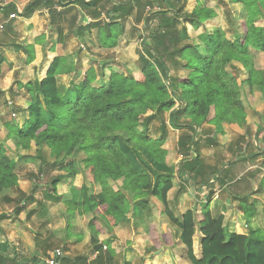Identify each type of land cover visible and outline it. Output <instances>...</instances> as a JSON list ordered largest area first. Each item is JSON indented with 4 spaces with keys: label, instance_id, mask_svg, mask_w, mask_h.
Returning <instances> with one entry per match:
<instances>
[{
    "label": "trees",
    "instance_id": "1",
    "mask_svg": "<svg viewBox=\"0 0 264 264\" xmlns=\"http://www.w3.org/2000/svg\"><path fill=\"white\" fill-rule=\"evenodd\" d=\"M155 1L156 5L151 0H31L23 9L14 4L1 8L5 17L23 18L44 8L50 24L58 21L56 7L66 9V13L75 11L79 20L76 22V16H71L69 31L79 40L85 33L96 30L100 49L117 47L125 21L133 17L132 31L141 35L138 55L143 66L136 73L125 74L109 66V61L91 58L97 68L90 65L82 81L61 92L57 77L66 60L57 56L40 81L22 85L28 96L26 117L20 121L11 114L3 124L12 150L0 141V193L15 187L18 159L39 161L41 168L63 165L65 174L52 180L51 191L56 195L61 181H69L67 191L55 197V201L65 204L67 211L77 218L90 217L89 243L95 254L91 264L110 263L114 254L108 248L114 237L113 228L118 225L115 215L131 199L144 198L159 201L170 223L180 230L178 239L186 248L185 257L190 264H264V239L258 236L262 230L252 223L256 203L240 202L249 226L248 234L240 235L229 233L223 217L213 219L207 207L197 221L194 210L176 217L168 202L175 178L196 189L208 182L204 174L212 175L214 169H206L202 163L201 146L213 142L211 139L217 135H224L225 125L240 128L247 125L246 110L255 109L254 90L258 88L264 93V72L254 63L258 54L264 56V27L258 25L264 19V0H250L237 18L229 5L237 6L245 0H214L229 8L232 39L220 28H207L213 14L201 0H196L190 12L185 11L182 0ZM138 24L140 29L136 28ZM189 27L195 31L203 28L196 36L198 44L190 39ZM31 60L29 57L28 62ZM226 68L232 70V77ZM153 106L154 112L148 115ZM155 119L160 121L158 139L148 134ZM167 125L184 131L177 141V155L181 159L175 166L169 162L171 153L163 148ZM261 131L263 128L257 127L255 136ZM201 136L210 139L201 145ZM246 136L248 133L244 132L233 146L243 142L247 147ZM32 148L35 151L29 158L24 152ZM238 150L241 153L243 148ZM76 153L84 157L76 160ZM260 155L264 152L254 158ZM234 156L240 157L238 153ZM78 175L90 186L98 187L99 193L89 194L84 184L75 186ZM219 184L222 187L225 183L221 180ZM182 189L180 186L174 200ZM4 198L9 200L8 196ZM33 202L32 196L21 200L23 204ZM146 205L141 204L137 210L149 207ZM21 211L20 206L14 212L18 215ZM103 229L109 235L106 242L99 240ZM196 230L200 233L198 256L193 252ZM150 237L155 247H159L158 235L152 233ZM102 243L108 247L104 253ZM88 260L80 258L76 264H86ZM67 262L64 258L63 264ZM0 264L15 262L0 256Z\"/></svg>",
    "mask_w": 264,
    "mask_h": 264
},
{
    "label": "crops",
    "instance_id": "2",
    "mask_svg": "<svg viewBox=\"0 0 264 264\" xmlns=\"http://www.w3.org/2000/svg\"><path fill=\"white\" fill-rule=\"evenodd\" d=\"M30 1L31 0H7V2L0 3V25H2V27H0V134L3 137L6 135V139L7 130L3 124L8 117L5 111L7 106L9 105L10 112L12 108L15 107L20 108L23 113H26L28 96L22 85L27 82L35 83L40 81L45 76L51 61L55 57L60 56L65 58L66 66L57 77V86L61 92H64L72 83L78 84L83 80L86 70L90 66L89 63L92 61L91 58H96L97 55L107 56L109 54L120 53V49L126 37L125 33L127 30L125 28L124 34L118 40L117 47L114 49H100L97 46L96 30H91L90 34L85 33L79 40L73 36L72 31H69L68 26L71 22V16L75 11L66 13V9L56 7L58 21L52 24L49 23V17L44 8L33 12L29 18L14 15L5 17L2 12L1 8H4V6L8 4H14L19 9H23ZM104 16V13H102V19ZM87 22H90V18H87ZM28 50L32 53H28ZM29 57H32V60L28 62ZM254 110L257 112V109ZM246 112L248 115V109ZM19 117H21V115ZM247 119L248 118H246V120ZM234 128L238 129L234 130V134H238L240 137L244 134L241 132L239 126L226 125L224 135H218V138H212L217 140V142L218 139H222V144L226 142L228 144H226L227 151H223L220 147L214 148L215 145L213 142L208 143V145H203V148H209L205 149V151L212 155V159L217 152L221 153V151L222 154H226V156L230 154L234 156L237 155V153L240 155L239 158H233V160L228 162V167L226 169L220 168L219 165L221 162L218 163V161H214L212 164L206 163L204 161L205 152H201L203 148L200 149L202 163L205 168L214 169L212 175L209 174L210 172H206V179L209 180L210 177L215 176V182L218 185H220L219 181L221 180H223L225 184L222 187L210 188L208 195L201 200L198 193L203 186L196 189L190 183L183 184L178 180V186L175 187L174 185L173 189L170 190L168 194V202L176 217H179V215L183 214L185 211L194 210L197 221L201 218V212L204 207H207L213 219L217 220L218 217H223L224 226V213L231 210V215L228 217V225L225 226L226 229L229 233L247 235L249 226L240 209V204H242L240 202L245 201L249 205L256 203V216L252 219V223L254 225L256 224V227H259L258 221L260 215L264 218V202L261 200V198L264 197V179H261L257 187L253 190L251 181L248 178L250 177L252 181L256 180L260 169L264 167V159H261V155L257 156L259 157L258 159H256L257 157L254 158V155L261 154L264 150L260 148L257 149V146L249 150L243 147L240 153L238 152L237 146L230 147L231 130ZM255 132L252 135L253 139L256 138ZM0 141H4L8 144V142L3 139ZM251 143L254 144L257 142L252 141ZM218 171L220 173L219 175H217ZM63 173L65 174V172ZM64 174L62 176H64ZM78 181H82V175H78L74 180V185L77 187L82 185H79ZM69 184V181L62 180L57 186L58 195H55L53 191H51L52 194H50L48 198L55 201V197L62 196L63 193L67 191ZM59 186H65L64 190L61 189V194L58 192V189L60 190ZM180 186L183 187L181 194L174 200V195L180 189ZM189 188L194 189L195 192L197 191L195 197L189 192ZM229 188L233 191L228 192L226 196L225 192ZM12 190L13 189H10L0 193L2 199L9 195ZM241 191L248 192V195L233 194L234 192ZM58 203L60 202L58 201ZM134 203L136 204L133 206L132 202H128L126 205L122 206L121 210L115 215L118 225L112 231L114 237L111 240L110 247L108 248L105 246V243H102V245H104L103 253L106 252L107 248L113 250L114 258L109 264H190L185 257L186 248L178 239L180 230L170 223L163 212L161 203L154 198L137 199L134 200ZM146 203V206L149 207H144L141 211L137 210L141 204ZM131 207L137 210L135 215L130 211ZM6 216L12 217V214H7ZM2 218H4V216L0 217V219ZM241 220H243V223H241ZM10 223V220H3L0 222V256L14 260L15 264H46L45 261L48 257L42 258L36 252L39 245H37L36 242L33 244L28 243L29 236L24 234L22 229H14L15 231L11 232L9 229L13 228L14 224ZM151 227L154 228L153 231L150 229ZM229 229L232 230L229 231ZM152 233L158 236L162 235L159 247H155L150 237ZM74 238H71L68 243L72 244L74 241L78 242V240H80V238ZM107 239H109V235L105 232L99 236V240L102 242H106ZM84 240L88 242V239L84 238ZM81 242L83 243V241ZM55 249H62V247ZM53 250L54 249L49 252V256ZM62 251L65 254V259L68 260L67 264H76L80 258L91 259L92 256L95 257L91 245L89 246L88 253L83 256L74 257L63 249ZM27 252L29 258L25 257ZM193 252L195 256H198L200 253V233L198 230H196L193 236ZM31 259L33 261H30Z\"/></svg>",
    "mask_w": 264,
    "mask_h": 264
},
{
    "label": "rangeland",
    "instance_id": "3",
    "mask_svg": "<svg viewBox=\"0 0 264 264\" xmlns=\"http://www.w3.org/2000/svg\"><path fill=\"white\" fill-rule=\"evenodd\" d=\"M146 1V0H145ZM154 5H156L155 0H151ZM207 7L211 9V14H213V18L211 21L206 23L207 28H220L224 30L227 33V36L232 39L230 26L228 22V13L229 8L226 4L215 2L214 0H201ZM233 1V0H232ZM5 2V0H0V3ZM182 2L185 5V11L190 12L193 10V8L196 5V0H182ZM236 5H233V8ZM107 8V7H106ZM239 12H234V16H239ZM76 16V14H74ZM105 19V16L104 18ZM79 20L78 15L76 16V21ZM134 23V18L130 17L125 21V28H126V37L125 41L122 44V48L120 49V53L118 54H109L107 56L103 55H97L98 60L102 61H109V66H113L118 71H121L123 73H136L140 70V68L143 66V62L140 59L138 55V51L141 49V35L139 31H132V27ZM238 25V22H235ZM259 26L264 27V19L260 20L258 23ZM70 26V23H69ZM68 26V27H69ZM138 29L141 28V24H138ZM203 28H199V30L195 31L192 30L190 27L188 28V34L192 42L198 44L197 40V34L201 32ZM125 32V31H124ZM103 58V59H100ZM254 63L258 69L263 70L264 72V56L257 55V57L254 59ZM90 65H93L95 68H97V64L93 61L89 63ZM237 67H240V64L236 63L234 64ZM241 68V67H240ZM228 70L229 75L232 77V70L229 68H226ZM109 72L105 71V83H107V77ZM242 78V77H241ZM254 108L256 110H250L247 108V103L245 100L244 95L242 94V102L248 109V115H247V125L244 127H241V132H247L250 139L247 140L248 145L246 147L248 150L256 148H260L264 150V147H262V144H264V93L260 91V89L256 88L254 90ZM7 106V105H6ZM9 106V105H8ZM7 106L6 116H10L14 113L20 121L26 117V113H23V111L20 110V108H12V111L10 112V108ZM9 108V110H8ZM21 115V117H19ZM149 115V113H148ZM14 117V118H15ZM13 118V117H12ZM257 126H261L263 128V131H261L260 134L256 136V138L253 139V134L256 130ZM226 130V125H225ZM234 130H238L236 128L231 130V136H230V146H233L236 144V142H239L240 136L238 134H234ZM184 132V131H183ZM181 131L173 130L167 125V138H165V143L163 148L168 150L170 155V164L175 166L181 159L177 155V141L178 138L184 134ZM149 136H152L153 138H159L160 137V121L158 119L153 120L149 125L148 130ZM239 136V137H238ZM219 136L217 135L216 138ZM3 139L6 142H8V146L10 149H12V144L8 139H6V135L3 137L0 134V140ZM210 138L206 139V136H201L199 143L202 145L204 144L205 140H209ZM213 141V144L215 145L214 148H222L224 149L226 146V142L222 144V139H211ZM252 141H256L257 143L252 144ZM258 144V145H257ZM228 145V144H227ZM241 148V145L237 146V148ZM203 148V146H201ZM205 149L209 148H203L201 150L205 152L204 154V161L207 163H211L214 161H218V163H223L224 160H227L230 162L233 160L235 156L232 154L226 156L220 152H217L215 157L212 159V155L210 153H206ZM221 150V149H220ZM35 149L29 150L27 153V156L30 158L33 156ZM81 154V153H80ZM79 153H76L74 155L75 159H81L83 158V154L80 155ZM9 156H13L9 153ZM264 156V155H263ZM46 157L48 158V153H46ZM262 157V156H261ZM257 157L256 159H258ZM263 160V159H262ZM52 159L48 158V162H51ZM17 165L18 167L15 170L14 180H15V187H13V190L10 191L9 200L2 199V195H0V217L4 216V218L0 219L3 220H10V224H14L13 228H10L9 230L11 232H14V229H22L24 234L29 236L28 243H35L39 245V248L37 249V253L40 257L46 258L49 255V252L52 249L55 248H61L68 252L71 256H83L88 253L89 250V236L90 232L88 229V222L90 220L89 216H81L76 218L73 213H70L67 211V206L63 203H58L56 201H53L48 198V196L51 193V182L55 178H60L64 173L62 171L63 165L57 164L55 166H45L41 168L39 161L31 162L30 159L26 160H20L18 159ZM206 176V172L204 174V177ZM78 184H84L88 188L89 194H95L99 193L100 189L98 187H92L90 186L86 181H84L82 176V181H78ZM175 187L178 186V179H174ZM60 190L58 189V192L61 191V189L64 190L65 186H59ZM61 194V192H60ZM64 194V193H63ZM58 195V193H57ZM33 197L34 202L32 204H23L21 203V200L23 197ZM130 202L133 203V206L136 204L131 199ZM23 207V212L16 215L15 214V208L16 207ZM203 207V205H202ZM156 208V207H155ZM130 211L133 215L137 212V210L130 208ZM12 212V213H10ZM12 214V217H7L6 215ZM0 221V222H1ZM258 225L262 232L258 235L261 239H264V218L262 215L259 217ZM257 225V226H258ZM253 226V225H252ZM251 226V227H252ZM29 227V228H27ZM255 227V225H254ZM115 228V227H114ZM113 228V229H114ZM87 230V231H86ZM105 233H107L106 229H103ZM86 231V232H85ZM88 234V235H87ZM76 237L78 242L74 241V243H68V241L71 238ZM74 238V239H76ZM84 238L88 239L84 240ZM73 239V240H74ZM162 240V235L158 236V240ZM83 241V243L81 242ZM86 241V242H85ZM76 242V243H75ZM28 252L26 253L25 257H28ZM29 258V257H28ZM33 259V258H32ZM30 261H33V260ZM38 259V258H36ZM36 262V261H35ZM42 262V260H41Z\"/></svg>",
    "mask_w": 264,
    "mask_h": 264
},
{
    "label": "clouds",
    "instance_id": "4",
    "mask_svg": "<svg viewBox=\"0 0 264 264\" xmlns=\"http://www.w3.org/2000/svg\"><path fill=\"white\" fill-rule=\"evenodd\" d=\"M5 2H7V0H5ZM248 3H250V0H245V3H242V4H240V5H237V6H235L234 8H233L232 5H229V7H230V8H233V11H234V12H237V11H245L246 8H247ZM0 27H2V25H0ZM25 106H26V105H25ZM177 106H179V105H177ZM154 110H155V108H154V106H153L152 108L149 109V114H151L152 112H154ZM5 111H7V109H5ZM262 126H264V124H262ZM137 130H139V129H137ZM262 135H264V134H262ZM248 139H250V138L247 137V136L244 137V140H245V141H247ZM243 147H244V143L241 142V148H243ZM262 147H264V144H262ZM223 151H227V145L225 146V148L223 149ZM235 158H238V157H234V159H235ZM261 159H264V156H262ZM219 167H220V168H225V169H226V168L228 167V161H227V160H224L223 163H221V164L219 165ZM219 174H220V173H219V171H218V172H217V175H219ZM215 179H216L215 176L210 177L209 180H208V183L205 184V185L203 186V188L199 191L198 196L200 197L201 200H203V198L206 197V196L208 195V191H209L210 188H216V187H219V185L215 182ZM248 179L251 181L252 189L254 190V189L257 187L259 181H260L261 179H264V167H262V168L260 169L259 175L257 176L256 180L252 181L250 177H249ZM198 187H199V186H198ZM231 191H233V190H232L231 188H229V189L225 192V195L227 196V193H228V192H231ZM189 192L192 193V196H193V197H195V196L197 195V193L195 192V190L192 189V188H189ZM233 194H237V195H248V192L241 191V192H234ZM261 200H262V202H264V197H262ZM190 206H191V205H190ZM230 215H231V210L226 211V212L224 213V217H225V219H224V223H225V226L228 225V222H229V221H228V217H229ZM241 223H243V220H241ZM262 226H264V225H262ZM231 230H232V229H229V231H231Z\"/></svg>",
    "mask_w": 264,
    "mask_h": 264
},
{
    "label": "built area",
    "instance_id": "5",
    "mask_svg": "<svg viewBox=\"0 0 264 264\" xmlns=\"http://www.w3.org/2000/svg\"><path fill=\"white\" fill-rule=\"evenodd\" d=\"M16 115L12 113V117H15ZM65 258V254L62 251V249H54L50 256L46 259V264H63V259ZM92 259H94V256H92L91 259H89L86 264H91Z\"/></svg>",
    "mask_w": 264,
    "mask_h": 264
}]
</instances>
